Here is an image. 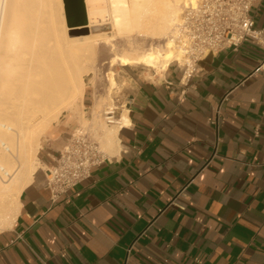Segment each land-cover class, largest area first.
<instances>
[{"label": "crops", "instance_id": "0c3cea01", "mask_svg": "<svg viewBox=\"0 0 264 264\" xmlns=\"http://www.w3.org/2000/svg\"><path fill=\"white\" fill-rule=\"evenodd\" d=\"M252 13L264 28V0ZM260 58L245 42L192 75L172 63L131 77L117 152L57 198L45 170L70 137L48 140L0 264H264V71L248 78Z\"/></svg>", "mask_w": 264, "mask_h": 264}, {"label": "bare ground", "instance_id": "6f19581e", "mask_svg": "<svg viewBox=\"0 0 264 264\" xmlns=\"http://www.w3.org/2000/svg\"><path fill=\"white\" fill-rule=\"evenodd\" d=\"M197 0H86L90 35L69 37L62 0H0V231L11 229L19 197L41 165L38 153L49 127L85 96L82 74L100 53L111 67L166 70L182 62L172 37L181 5ZM111 26L113 35L94 33ZM81 27L80 29H82ZM165 39L161 49L119 53L117 39ZM110 90L118 84L108 72ZM101 106V105H100ZM99 106V107H100ZM105 131L104 147L118 150L128 111Z\"/></svg>", "mask_w": 264, "mask_h": 264}, {"label": "built area", "instance_id": "2783aa9c", "mask_svg": "<svg viewBox=\"0 0 264 264\" xmlns=\"http://www.w3.org/2000/svg\"><path fill=\"white\" fill-rule=\"evenodd\" d=\"M260 0H197L185 6L171 34L182 52L177 61L185 73H195L200 61L226 49H238L245 42L254 43L261 58L253 75L264 71V28H258L252 9ZM220 109H218V115ZM107 124L113 125L115 110L105 113ZM99 141L89 130H75L61 149L54 164L45 170L46 184L52 197L68 193L90 178L92 169L105 159ZM131 249H128V253Z\"/></svg>", "mask_w": 264, "mask_h": 264}, {"label": "rangeland", "instance_id": "374dc122", "mask_svg": "<svg viewBox=\"0 0 264 264\" xmlns=\"http://www.w3.org/2000/svg\"><path fill=\"white\" fill-rule=\"evenodd\" d=\"M63 2V0H62ZM184 4L181 5V12L184 9ZM64 9V4H63ZM65 16V13H64ZM181 16V14H180ZM180 19V18H179ZM67 25V24H66ZM94 33H106L109 36L113 35L111 26H107L103 30L94 31ZM88 33H82L75 37L87 36ZM68 36H70L68 32ZM171 37V34L169 35ZM119 53L125 54L133 51H144L149 49H161L166 43L165 39H151L143 36H137L129 42L122 39H117ZM113 58V53L105 55L98 54L91 64L92 69L87 73H83L85 82V96L82 101L77 100L70 111H63L57 122L53 123L43 139V146L48 140L56 139L62 135L71 137L72 133L77 129L89 130L94 137L99 141L102 151L105 156L110 155L104 147V134L111 125L107 124L105 113L111 109L115 110V118L118 119V107L120 97H124V89L128 87L131 77L143 75V77H153L155 73H161L162 69H152L145 67H122L116 64L114 67L109 65V61ZM115 72L117 86L110 90L107 81L108 72ZM121 98V99H122ZM101 105V106H100ZM100 106V107H99ZM40 152V151H39ZM39 154V153H38ZM40 167V166H39Z\"/></svg>", "mask_w": 264, "mask_h": 264}, {"label": "water", "instance_id": "95a60500", "mask_svg": "<svg viewBox=\"0 0 264 264\" xmlns=\"http://www.w3.org/2000/svg\"><path fill=\"white\" fill-rule=\"evenodd\" d=\"M66 24L71 37L88 33L89 20L86 0H63ZM83 27L82 29H80Z\"/></svg>", "mask_w": 264, "mask_h": 264}]
</instances>
